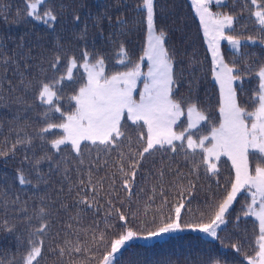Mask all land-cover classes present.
<instances>
[{"label":"trees","instance_id":"trees-1","mask_svg":"<svg viewBox=\"0 0 264 264\" xmlns=\"http://www.w3.org/2000/svg\"><path fill=\"white\" fill-rule=\"evenodd\" d=\"M140 3L142 0H46L39 11L43 14L45 9L54 10L57 21L51 27L26 17L25 0H0V57H11L15 61L0 62V150L8 151L17 138H32L31 145H18L14 154L0 156V221L7 220L9 226H13L11 232L0 227V264H22L29 232L39 227L37 214L42 207L47 213L44 220L48 229L42 237L43 258L39 264H89L88 253L66 252L60 257L58 247L65 246L66 240L75 243L77 236L81 242L90 240L92 230H103L107 213L111 210L107 203L109 199L116 208L127 211L130 207L136 212L137 218L132 220L130 216L129 220L139 225L141 220L151 219L161 207V190L169 205H174L189 182L195 185L190 189V202L186 204L189 211L183 213L186 220L194 218L207 204L224 195L234 174L227 157H221L219 172L212 175L203 167L194 171L199 156H186L179 147L176 152L159 150L146 155L137 171L133 195L129 199L120 186L116 167L119 151H128L127 140L121 149L108 152L103 146L82 145V155L78 157L69 146H62L59 153L54 152L38 135L45 126L43 113L47 109L36 99L35 89L26 88V84L39 78L43 70H47L45 74L49 77L63 74L64 62L70 56L82 63L81 53L85 49L93 59L103 56L109 75L126 70L118 63L121 45L127 51L126 61L139 62L146 41L144 13L137 9ZM258 3H264V0H258ZM210 9L237 17L233 28L226 29V32L243 41L239 51L221 42L225 60L230 64L235 61L241 75L248 71L245 65H250L251 71L255 72L264 64V43H261L264 31L250 15L255 7L250 0H225L221 4H211ZM155 10L156 29L166 33V47L174 57V98L185 104L197 103L209 114L211 122L217 123L219 87L212 78L211 54L191 0H155ZM76 16L79 21L74 19ZM247 37H254L255 42ZM56 55L61 57L62 64L60 71L53 73L49 64ZM142 70L147 71V61ZM74 74L79 81L82 68L74 70ZM22 77L24 83H21ZM257 83L258 78L247 75L242 88L240 82H236L242 107L251 110L249 98ZM141 84L142 81L138 83V90ZM75 87L78 83L68 81L62 86L61 107L65 111L69 110L67 97ZM52 122H59V114H53ZM209 127V124L202 125L199 133L194 135L207 134ZM124 130L132 138V150L136 151L138 129L128 121ZM61 134V130L54 129L46 137L51 140ZM26 155L27 161L24 160ZM44 156H51V160L41 161L38 178L31 165L35 159ZM80 159L83 164L79 163ZM17 169H22L31 183L19 184L15 179ZM89 172L93 183L103 182L102 189L97 185L98 195L95 197L87 187L82 190L79 185L80 180L88 184ZM113 174L116 181L114 191L110 189ZM184 195L187 196V192ZM85 196L89 201L95 200L92 207L79 203ZM247 198V193L238 195L227 217L228 223L218 230V240L186 230L148 243L131 242L118 254L116 264H213L217 260L220 264H247L243 257L254 254L251 245L254 230H258L255 218L242 214V205ZM122 201L127 207L122 208ZM237 216H240L238 221ZM108 222L122 223L115 215L109 217ZM233 243L242 244L239 253L231 248Z\"/></svg>","mask_w":264,"mask_h":264},{"label":"snow or ice","instance_id":"snow-or-ice-1","mask_svg":"<svg viewBox=\"0 0 264 264\" xmlns=\"http://www.w3.org/2000/svg\"><path fill=\"white\" fill-rule=\"evenodd\" d=\"M212 2L213 0H191L199 17L207 50L211 54L212 78L219 86L217 123H212L209 114L197 103L185 104L174 98L175 62L173 54L166 47V33L162 30L158 32L156 29L155 0H142V3L137 5V9L144 13L146 26V41L139 62L126 61L127 51L121 45V59L118 63L125 66L126 70L109 75L103 56L93 59L92 54L85 49L81 53L82 63H78L75 56H70L64 62L63 74L49 77L45 74L47 70H43L39 78L26 84V88L35 89L36 99L46 106L47 110L43 113L45 126L39 130L38 135L54 152L59 153L62 146H69L80 157L82 145L103 146L105 152H108L112 149H121L122 143L128 141V151L127 153L122 149L119 151L116 167L120 175V186L129 199L133 195L137 171L146 155L159 150L176 152L179 147L186 156L191 155L195 158L198 155L194 171L203 167L206 173L212 175L218 174L221 157H227L234 172L222 198L207 204L203 211L187 220L183 213L189 211L186 204L190 202V189L195 188L191 182L187 189L179 193L180 199L174 205H169L161 190V207L151 219L141 220L139 225H134L129 220L130 216L132 220L137 218L136 212L125 206L123 201L122 208L127 207V211L116 208L109 199L107 203L111 210L107 213L104 229L92 230L90 240L84 242H81L78 236L75 243L66 240L65 246L58 247L60 257L66 252L88 253L89 264L92 261H95V264H116L121 250L136 239H152L186 230L201 232L218 240V230L228 223L230 209L238 195L244 192L248 198L242 205V214L255 218L258 230H254L251 245L254 254L245 255L243 259L247 264H264V64L255 72L251 71L250 65H245L248 69L245 75L253 79L258 78L253 95L249 98L252 104L249 110L241 106L236 86V82H240V87H243L245 75L239 74L241 69L235 61L230 64L225 60L221 50V41H227L237 51L241 47V40L226 32V29L233 28L237 17L211 11ZM215 2L220 4L222 0ZM45 3L46 0H25V15L36 22L54 27L57 21L54 10L45 9L43 14L39 11ZM250 3L256 9L250 15L264 31V3H258V0H250ZM74 19L79 21L80 18L76 16ZM247 39L255 42L254 37ZM10 61L11 57H0V62L4 64ZM145 61L147 71L142 70ZM61 64V57L56 55L49 68L56 73L60 71ZM78 68L83 70L79 81L74 74V70ZM65 81L78 83V87H75L72 94L67 97L69 104L67 111L61 107L62 86ZM141 81L143 86L138 90V83ZM21 83H24L23 77ZM53 114H59L58 123L52 122ZM182 117L185 119L182 120ZM128 121L138 129L135 136L136 151L132 150L134 142L124 130ZM204 124L210 125L207 134L194 135L199 133ZM181 126V130L177 131ZM54 129L61 130L62 134L54 139H47L46 134ZM31 143V137L17 138L8 151L0 150V156L14 154L18 145ZM45 159L50 161L51 156L35 159L31 165L38 178L39 165ZM24 160H28L27 155ZM79 163L83 164V159H80ZM15 179L21 185L31 183L22 169L16 170ZM115 182L113 174V182L110 185L112 191ZM79 185L82 190L87 187L95 197L98 195L97 185L102 189L103 182L93 183L89 172L88 184L85 185L84 180H80ZM185 192L187 196L184 195ZM79 203L92 207L95 200L89 201L85 196ZM46 215V210L40 208L37 214L39 227L29 232L28 247L22 257V264H39L43 258L42 237L48 229V224L44 220ZM113 215L122 223L119 225L109 223L108 218ZM239 219L240 216H237L236 220ZM0 227L9 232L13 230V226H9L7 220L0 221ZM241 247V243L231 244V248L237 253L241 251ZM213 264L220 262L217 260Z\"/></svg>","mask_w":264,"mask_h":264},{"label":"rangeland","instance_id":"rangeland-1","mask_svg":"<svg viewBox=\"0 0 264 264\" xmlns=\"http://www.w3.org/2000/svg\"><path fill=\"white\" fill-rule=\"evenodd\" d=\"M224 1H225V0H222V3H223ZM212 4H217V3L215 2V0H213ZM220 4H221V3H220ZM210 10H211V9H210ZM211 11H212V10H211ZM240 40L243 41V39H240ZM221 42H225L229 48H231L232 50H235V49L232 48L231 45H229V44L227 43V41H221ZM142 86H143V85L141 84L140 88H142ZM218 87H219V86H218ZM189 231H191V230H189ZM192 232H194V231H192ZM175 233H176V232H175ZM196 233H200L201 235L208 236V235H206V234H204V233H201V232H196ZM170 234H173V233L165 234V235H163V236H159V237H154V238H152V239H136V240H134V241H132V242H143V243H148V242H151V241H154V240H157V239H162V238H164V237H166V236H168V235H170ZM208 237H210V236H208Z\"/></svg>","mask_w":264,"mask_h":264}]
</instances>
